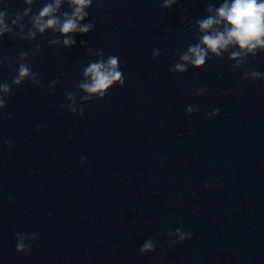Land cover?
Masks as SVG:
<instances>
[{"label":"clouds","instance_id":"9594fccd","mask_svg":"<svg viewBox=\"0 0 264 264\" xmlns=\"http://www.w3.org/2000/svg\"><path fill=\"white\" fill-rule=\"evenodd\" d=\"M67 2L72 11L71 14L68 12L63 13L62 22L60 17L54 15L61 7L62 0H53L52 3L46 4L38 15L32 17V22L33 27L40 33L45 32L46 29L60 32L65 36L63 45L72 47L76 44V40L69 34L76 32L87 34L94 27L92 23L80 24V21L88 17L89 12L86 9L92 6L93 0H67ZM24 3L31 5L33 0H24ZM174 3H176V0H164L162 7L171 8ZM31 11V8H26L23 11V15H27ZM208 11L211 12L213 9L209 7ZM215 13V16H208L197 21L201 31L206 34L201 37L200 44L191 46L188 49V53L181 57L183 61H190L194 66H201L205 63L208 51L218 56L222 50H226L232 44H237L240 49H247L249 52L254 51L258 46L264 47V0H231V3L225 0L220 7L215 9ZM7 15H9L7 11H0V36L12 31V28L5 22ZM20 19H22L21 14L17 13L12 19V24H16ZM222 23H224V28L223 31H220L216 26ZM29 36L34 38L35 32L30 31ZM56 42L51 41V43ZM84 43L85 41H81V44ZM201 45L206 47H201ZM156 54L158 53H154L153 58H155ZM24 55L26 53H21V56ZM239 55V52H234L232 53V58H236ZM173 71L184 72L186 68L183 64H176ZM30 75L35 78L37 74L33 73L28 65L20 64L18 75L13 78L12 83L19 85ZM84 75L89 77L91 82L82 83L80 87L89 94L101 97L106 95V90L114 83L119 82L120 86L125 83L123 73L119 70V57L115 55L109 56L106 63L103 61L90 63L86 67ZM252 76L254 78L258 77L260 73L253 72ZM0 91L9 93L11 89L7 83H3L0 84ZM87 98L85 97V99ZM5 106L6 100L0 97V108ZM72 110L75 111L74 108ZM189 111L191 112V108H189ZM216 113H218V110H216ZM81 115H83V109H81ZM21 235L20 233L17 234V236ZM188 235L190 236L191 233H188ZM183 239L184 235L181 234L180 240L183 241ZM26 248L27 245L22 240L16 244L18 252ZM154 250L155 245L151 239L145 241L140 248L141 253H148Z\"/></svg>","mask_w":264,"mask_h":264}]
</instances>
